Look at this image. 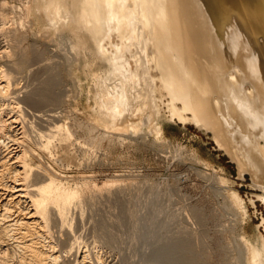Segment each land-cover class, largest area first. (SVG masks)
<instances>
[{"label": "rangeland", "instance_id": "374dc122", "mask_svg": "<svg viewBox=\"0 0 264 264\" xmlns=\"http://www.w3.org/2000/svg\"><path fill=\"white\" fill-rule=\"evenodd\" d=\"M2 1L0 11L8 17L3 20L0 15L5 31L0 28V66L11 73L13 86L11 95H0V107L12 98L41 91L47 78H54L51 90L57 100H42L36 107L26 98L19 100L24 107V117L21 114L19 119L30 135L24 134L22 142L33 165L54 168L73 185L85 183L80 185V202L69 208V222L62 224L50 212L56 218L50 214L49 238L63 258L58 263L247 264L241 239L257 234L264 246V72L243 34L231 36L230 50L223 55L224 47L213 35L200 0L189 1V6L181 0H164L161 14V2L153 6L152 0H142L149 40L145 52L156 56L162 108L157 120L163 134L146 128L140 118H128L125 130L114 129L100 140L89 136L94 132L90 134L87 126L101 116L99 130L112 128L113 103H106L113 100L115 79L108 88L102 79L113 63L126 61L127 48L138 42L130 28L132 0H68L70 7H83L91 24L79 51L69 49L68 39H59L64 33L55 32L53 19L46 31L38 22L46 19L28 18L21 23L23 0ZM154 33L163 34L161 41H153ZM15 90L18 97H11L17 96ZM54 121L68 124L72 136L53 137L49 152L41 147L44 138L39 130L47 131ZM9 143L12 150L20 147L17 141ZM0 149L5 152L3 146ZM35 172L29 183L40 179ZM11 173L3 177L4 182L21 181ZM4 187L0 186V197L5 200L9 194ZM229 190L240 195L246 216L230 204ZM15 209L11 216L27 210ZM1 233L0 252L6 248L19 262L21 250L12 237L3 238ZM21 264L33 263L22 260Z\"/></svg>", "mask_w": 264, "mask_h": 264}, {"label": "bare ground", "instance_id": "6f19581e", "mask_svg": "<svg viewBox=\"0 0 264 264\" xmlns=\"http://www.w3.org/2000/svg\"><path fill=\"white\" fill-rule=\"evenodd\" d=\"M67 1L68 0H23L21 11H20L21 13H19L20 15L19 20L21 23H23V21L28 20V18H33V19L36 18L37 21L41 19H46L45 23H43L44 20L38 21L39 23L42 22L40 26H42L44 30L46 31L50 27L48 25L49 19H53L52 21L55 23L54 25L55 27H53L55 28L54 29L55 32L64 33V36L63 35L60 36L59 39L62 38L63 41L64 39L66 40L68 39L67 42H69V45H70L69 49L73 51L74 50L79 51L80 42L91 31L90 30L91 24L87 22L84 9L83 7L80 6V4L70 7ZM181 1L183 5L188 4L189 6V1L191 0H181ZM2 2L6 3L4 0ZM200 2L202 3L203 8L205 9V12L207 14V17L210 20L211 31L214 32L213 35L219 40L220 44L224 47V51H221L222 54L225 55L224 53H226V50L228 51L230 50L229 40L235 32H239L243 34L245 40L250 43L253 49V56L255 57L257 63L260 65L262 72H264V0H200ZM132 3H133L134 14L131 18L130 28H131L133 36L137 37L136 39L138 42L137 43L132 42L133 47L127 48L129 49L130 54H129V57L127 56L128 58L125 56L126 61L122 64L113 63L110 66L109 71L106 73L105 78L102 79L103 81H106L103 83L104 85H107L106 86L107 88H108V84L109 86L111 84L109 83L110 80L115 79V82L113 81L114 85L113 86L111 85L114 91L111 90L113 93L109 91L112 93V96L110 95L111 96L110 98H112L113 100L111 101V99H109L111 102L106 103L110 105L111 103H113L112 105L113 108H110L111 112H113L111 115L113 119V125L111 128L112 130L107 129V128L104 130H99L101 128V125H99L101 123V120H100L101 116L95 117V119L93 120L94 122H91L88 126L86 125L88 132H90V134L94 132V134L92 133L89 136L90 137L95 136L94 138L96 139L100 136V138H98L100 140H102L101 138H104L106 135L111 133V131H113L114 129L120 130V131L122 129L125 130V128H127L128 118H134V119L140 118L146 128L150 127V129L152 131H155V133L158 136H161L163 134L162 127L159 121L157 120V116L161 113L162 108L160 106V101H159V97L157 93V90H158L157 75L154 70L156 56L154 53H152L151 56L149 57L147 56L145 52V48L147 46V43H149V40H148V36L145 31L146 30L145 28L147 26V19L145 17V13L142 7V0H132ZM0 15L3 20H5L8 17L2 11H0ZM0 28L2 32L3 27H0ZM18 30L20 29L18 28ZM6 39H8V37ZM85 43L82 44L84 45L83 46L84 48H85ZM74 55H76L75 52H74ZM108 57L109 59H113V57L110 55ZM13 61H15V59H13ZM19 61L20 60H18V62ZM10 74L11 73L8 71V69L0 66V95L2 96L6 94L11 95V93H9L11 90L9 91V89L11 88V86H13L12 85L13 80H11L12 75ZM101 76L102 75H100V77ZM49 78H47L45 87L43 86L44 88L41 85L42 87L41 91H33V92L31 91L32 93L29 91L30 93L29 92H28L29 94L26 93L27 94L26 97H22L18 99L9 98L10 101L6 104L2 103L3 106L1 105L2 107H0V132H1L0 147L3 146L4 148L3 150L5 151L3 153L2 151H0V186H5L4 188H7L8 190L7 194H9L8 197L5 198V200L4 198L0 197L1 198L0 199V231L2 232L1 234L3 238L4 236L10 237V238L12 237V239L16 242L15 244L21 250V253L19 252L18 258L16 257L17 259L20 260L17 263H15L14 261L15 259L12 260L14 258L13 257L14 255L12 256L11 254H9L6 248L1 250L0 261H2L3 264H9V263L10 264L12 263L21 264L22 260H27L28 262H31L33 264L34 263L36 264H59L60 262L58 263V261H60V259L62 258L61 250L59 249L60 252L59 250H57L56 248L57 244L51 238H49L50 232L48 233V226H49L48 223H49V220L52 218V217L50 218V214L52 213L51 210L54 211V214L56 213V216L58 215L59 220L62 222V224L65 221L69 222L68 221L69 220L68 211L70 210L69 208L71 207V205L78 203L79 198L82 196L81 186H82V183L84 182H81L80 184L81 186L78 185L79 183L77 184L76 182L73 185L67 180H62L61 176L63 174L58 175V173H56L57 171L54 170V168L53 169L49 168V166L45 167L46 165L42 166L40 165V163L33 165L32 162L28 160V157H29L28 156L29 150L27 149L28 147L26 148V145H24L23 143L24 138L23 139L21 138V137H24L27 127H25V123H23L24 120L22 118H21L22 121L19 119L21 114L24 112L23 110L24 107L22 108L23 105L19 103V100L22 99L25 102V98H26V100L29 101L28 103L32 104V107H36V105L39 102L41 103L42 100L47 101L48 99H50L51 102L55 99L57 100L58 95L56 96L55 94L52 93L53 92L52 90L54 88L51 90V85L54 82L53 80L54 78H50V79ZM37 79L39 78L37 77ZM37 79H36V82L38 81ZM33 80H30V81H33ZM30 84L31 83H29L28 85ZM102 89L104 88L102 87ZM104 91H106V89ZM18 92H16V94ZM24 92H26V90ZM18 95L19 94H17V96L12 95L11 97H18ZM24 96H25V93H24ZM106 98H108V96ZM52 107H55V106H52ZM16 122H19L20 124L17 125ZM28 124L29 125L26 124V126H30L31 124L30 127L32 128L33 126L35 127L33 123H28ZM43 130L42 131L39 130V134L44 138V143L41 147L45 146L49 152H51L52 147L50 148L51 146L50 144L52 142L51 139H53V137L55 138L57 137L56 135L60 134L62 139H66V138L71 139L70 137L72 136L71 128L66 123H58V122L56 123V121H54L52 125L49 126V129L47 131H43ZM18 133H20V135H18ZM32 133L34 134L33 131ZM27 134L28 133H26L25 135L27 136ZM63 136H65L66 138ZM36 137L37 136H35V138ZM61 137L59 139H61ZM11 140L14 142L16 141L19 142L20 147L18 149L12 150V148L10 147L11 142L9 143V141ZM10 172H13V174L15 175V178L13 177V179L18 180V181L21 180V181L15 184L7 183V181L4 182L3 177L8 176L6 174H9ZM33 172L37 174L35 176L36 178L40 176L41 177L40 179L39 178L33 179L34 181L29 183V180H31L29 178H31L30 177L31 175L33 176L34 174ZM13 174L11 173V176ZM17 176H20V177H17ZM220 179L224 183L227 182V179L222 175L220 176ZM106 182L110 183L111 179H108V181L106 180ZM228 195L230 199V204L233 207L238 208L241 214H243L242 217L246 216L247 210H246L243 200L240 198V195L233 190H229ZM23 201H25L24 205L22 203ZM11 208L12 209L16 208L15 210H17V212L20 210V209L18 210L17 208H27V210H23L25 211V212H22L23 215H19V213H17L14 216H11L10 214V211L12 210ZM51 215L53 216V219L56 218V216L54 217L53 214ZM35 228L37 229L35 230ZM249 236L246 237L247 239L246 238L241 239V244H242L243 251H244L245 263L264 264V246L261 245L257 234H253ZM86 254L84 253L82 258L80 257L82 261L85 259V257L87 259ZM63 263L65 264V261Z\"/></svg>", "mask_w": 264, "mask_h": 264}, {"label": "crops", "instance_id": "0c3cea01", "mask_svg": "<svg viewBox=\"0 0 264 264\" xmlns=\"http://www.w3.org/2000/svg\"><path fill=\"white\" fill-rule=\"evenodd\" d=\"M158 2H161L159 5H158V10H159V14H161V12H160V10H161V8H162V6L164 5V0H152V4H153V6H154V3L155 4H158ZM163 4V5H162ZM155 10V9H154ZM161 18H164V17H161ZM150 20H161L160 19V17H150ZM163 34H156V33H154L153 35H152V38H153V41L154 42H158V41H161V40H159L158 38L159 37H161ZM156 51V50H155Z\"/></svg>", "mask_w": 264, "mask_h": 264}]
</instances>
